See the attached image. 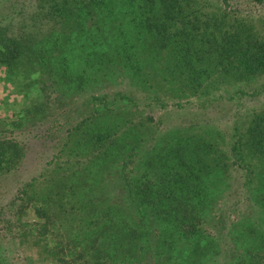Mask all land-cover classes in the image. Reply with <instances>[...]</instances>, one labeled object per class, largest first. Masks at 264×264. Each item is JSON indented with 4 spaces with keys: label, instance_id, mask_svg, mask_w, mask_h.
Returning <instances> with one entry per match:
<instances>
[{
    "label": "trees",
    "instance_id": "16d2710c",
    "mask_svg": "<svg viewBox=\"0 0 264 264\" xmlns=\"http://www.w3.org/2000/svg\"><path fill=\"white\" fill-rule=\"evenodd\" d=\"M233 1L0 0V69L39 90L0 123V189L26 155L7 122L59 114L66 125L52 156L62 161L14 190L11 206L30 219L13 246L22 264H264V105L235 120L226 148L212 126L162 129L147 111L259 83L264 24ZM235 166L251 206L221 246L210 222ZM64 200L80 214L67 235L57 230ZM5 247L0 264H19Z\"/></svg>",
    "mask_w": 264,
    "mask_h": 264
},
{
    "label": "rangeland",
    "instance_id": "374dc122",
    "mask_svg": "<svg viewBox=\"0 0 264 264\" xmlns=\"http://www.w3.org/2000/svg\"><path fill=\"white\" fill-rule=\"evenodd\" d=\"M34 5V0H30ZM237 11L242 15L248 16L256 24H264V1L258 2L253 0H234L232 3ZM31 13H26L29 17ZM260 26V25H259ZM31 81V80H30ZM118 89H132L125 81H119ZM242 87V88H239ZM244 89L245 92H240ZM39 96V90L35 87L26 86V81L19 79L16 83L6 80L5 72L0 69V123L5 122L7 116H10L12 107L16 111L22 102L30 101L32 98ZM182 105L176 106L174 102L168 103L163 109L154 106L147 108L150 111L156 124L159 128L167 129L170 126L195 123L197 125L212 126L219 130L223 135L224 148L227 147L229 136L232 132V125L235 120L241 122L245 116L251 111L256 110L264 105V74L259 78V83L253 86H239L233 83L222 84L218 89L212 90L208 95H197L183 99ZM20 115L23 113H19ZM19 118V116H18ZM60 120L63 117L59 114L50 116L42 121L39 126H33L26 120L20 121V126L16 127L7 122L6 126L14 129V136L18 137L25 145L26 155L19 167L14 170L9 176L3 177L2 189H0V243L6 246L7 254L11 261L22 264L24 251L13 246H22L18 244V234L24 223L29 226V218L19 216L15 212V208L11 206L14 195V190L24 182H28L32 177L41 174L45 170H50L52 167L51 161L61 162L52 157L58 152L61 141L66 136L64 127L60 126ZM52 158V159H51ZM83 162V160H81ZM81 161H78L76 166H79ZM55 164V163H54ZM112 179L113 174H106ZM230 180L232 184L230 189L225 193L220 201L217 211L210 222H213L214 228L210 227L214 237L218 236L221 246H230L227 236L226 226L230 221L235 220L251 206L249 197H247L242 181L244 172L237 166L231 169ZM81 191V190H80ZM78 191V193L80 192ZM104 190L100 187L96 189V194L101 195ZM103 195L116 202H124L123 195L119 188L115 187L112 191H107ZM58 199V198H57ZM64 208L61 211L64 217H60L57 221V230L67 235L78 230L80 215L77 211L68 213V201L64 200ZM24 246H29L24 244ZM31 254V251L26 252Z\"/></svg>",
    "mask_w": 264,
    "mask_h": 264
}]
</instances>
